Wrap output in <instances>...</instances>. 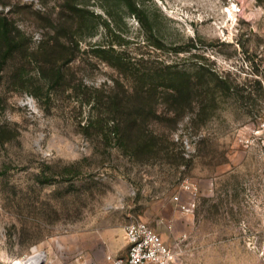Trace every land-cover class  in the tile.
I'll list each match as a JSON object with an SVG mask.
<instances>
[{
    "label": "rangeland",
    "instance_id": "obj_1",
    "mask_svg": "<svg viewBox=\"0 0 264 264\" xmlns=\"http://www.w3.org/2000/svg\"><path fill=\"white\" fill-rule=\"evenodd\" d=\"M0 25V264H112L132 221L170 264H264V0H0Z\"/></svg>",
    "mask_w": 264,
    "mask_h": 264
},
{
    "label": "trees",
    "instance_id": "obj_2",
    "mask_svg": "<svg viewBox=\"0 0 264 264\" xmlns=\"http://www.w3.org/2000/svg\"><path fill=\"white\" fill-rule=\"evenodd\" d=\"M58 39L59 38H57L56 40H58ZM70 39H67L65 37L64 42L66 44H68L71 41ZM57 43H59V42H57ZM0 48H2L4 50L7 58L9 56H12V54L19 49V42L16 40V37H14L12 35V32L7 30V28L4 27V25L0 29ZM109 51L116 54L114 56V59H115L114 62L119 66V68H124V67L127 68L129 64H132L129 61L130 58L124 57L123 51H121V52L117 51L116 52V50L114 48H110L108 50L99 48L98 52H100V54H102V55H104V54L106 55ZM166 88L170 89V87H166ZM170 90L175 93V94L173 93V98L176 102H177V100H179V98H182L183 101L186 102V104L191 105V101H192V99L190 97L191 96L190 95L191 94V92H190L191 88L188 87V85L180 84L179 86L173 87ZM140 91H141V89H134L135 93H141ZM105 104H107V106L110 109H115V110H117V112H119L121 114L118 121L115 122V124L117 125V129L119 130V133L121 135H123L124 137H126L128 139H133L135 141H137V139L145 137V132L141 128L140 124L145 122V115L146 114L150 113V114L155 115L156 111H154L152 108H149L150 111L146 112L144 114L138 113L136 111L135 112L129 111V109H127V108L130 107V105H128L123 100L117 99L116 95L114 97H112V96L109 97L107 99V101L105 102ZM176 104L178 105L179 103L177 102ZM142 106L147 107L148 105L142 104Z\"/></svg>",
    "mask_w": 264,
    "mask_h": 264
},
{
    "label": "built area",
    "instance_id": "obj_3",
    "mask_svg": "<svg viewBox=\"0 0 264 264\" xmlns=\"http://www.w3.org/2000/svg\"><path fill=\"white\" fill-rule=\"evenodd\" d=\"M124 234L128 246L126 257H108L112 264H170L173 261V253L146 223L132 221L124 228Z\"/></svg>",
    "mask_w": 264,
    "mask_h": 264
},
{
    "label": "bare ground",
    "instance_id": "obj_4",
    "mask_svg": "<svg viewBox=\"0 0 264 264\" xmlns=\"http://www.w3.org/2000/svg\"><path fill=\"white\" fill-rule=\"evenodd\" d=\"M43 260L44 256L34 248L31 256L14 260L11 264H42Z\"/></svg>",
    "mask_w": 264,
    "mask_h": 264
},
{
    "label": "crops",
    "instance_id": "obj_5",
    "mask_svg": "<svg viewBox=\"0 0 264 264\" xmlns=\"http://www.w3.org/2000/svg\"><path fill=\"white\" fill-rule=\"evenodd\" d=\"M111 252H114L113 249L111 250Z\"/></svg>",
    "mask_w": 264,
    "mask_h": 264
}]
</instances>
